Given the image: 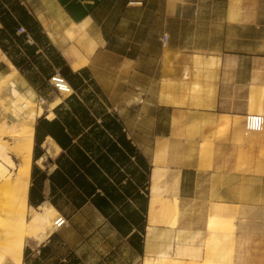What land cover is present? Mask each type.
Returning <instances> with one entry per match:
<instances>
[{"label": "crops", "instance_id": "crops-1", "mask_svg": "<svg viewBox=\"0 0 264 264\" xmlns=\"http://www.w3.org/2000/svg\"><path fill=\"white\" fill-rule=\"evenodd\" d=\"M13 70L44 101L27 202L67 220L20 264H157V166L179 176L177 225L201 231V258L219 208L233 262L264 264V126L244 124L264 115V0H0V76Z\"/></svg>", "mask_w": 264, "mask_h": 264}, {"label": "bare ground", "instance_id": "bare-ground-1", "mask_svg": "<svg viewBox=\"0 0 264 264\" xmlns=\"http://www.w3.org/2000/svg\"><path fill=\"white\" fill-rule=\"evenodd\" d=\"M81 28L70 26L67 31L73 34L76 29L79 31ZM3 59L7 61L4 56ZM84 61L85 59H80L72 62L73 67L77 68ZM53 81L63 92L71 90L60 75H55ZM57 101L58 99L55 100ZM43 103L44 101L37 100L35 90L16 70L0 76V264L6 260L20 264L27 240H43L54 227V211L49 208L38 211L27 202L34 123L43 110ZM178 182L179 176L175 170L161 166L153 170L147 251L154 249L157 240L160 241L156 251L157 264H236L231 257V245L225 251L227 255H222L226 259L218 260L214 257V250L225 247L226 241H231L234 232L232 220L220 215L219 208L209 216L208 231L211 240L205 242L207 253L202 258L200 249L193 245V239L200 236L201 231L191 233L189 229L177 225ZM159 224H166L167 227L158 231L156 225ZM218 224L228 231L215 229Z\"/></svg>", "mask_w": 264, "mask_h": 264}, {"label": "built area", "instance_id": "built-area-1", "mask_svg": "<svg viewBox=\"0 0 264 264\" xmlns=\"http://www.w3.org/2000/svg\"><path fill=\"white\" fill-rule=\"evenodd\" d=\"M53 78L54 76L52 77V82L54 83ZM54 85L58 89H60L55 83ZM244 124H245L246 131H261L264 126V115L258 112H248L245 115ZM66 221L67 220L63 215L56 214L53 216V226L55 228H60L66 223Z\"/></svg>", "mask_w": 264, "mask_h": 264}, {"label": "rangeland", "instance_id": "rangeland-1", "mask_svg": "<svg viewBox=\"0 0 264 264\" xmlns=\"http://www.w3.org/2000/svg\"><path fill=\"white\" fill-rule=\"evenodd\" d=\"M39 101H41V100H39ZM254 112H257V111H254ZM215 229H219V231H222V229H223V231L227 230L226 228L222 227L219 224L217 225V227H215ZM233 230H234V228H233ZM191 233H192V231H191ZM209 237H211L210 232L208 233L207 237H204V235H203V238L201 237L200 243H201L202 248H204V251H205L204 255H206V253H207V248H206L205 242L207 243V240H211V238H209ZM193 240H194L193 245L197 246V244H198V236H195V238ZM227 243H228V245H227ZM230 245H231V241L228 239L226 241L225 247L222 246V248L220 250L219 249L214 250V251H216V253H215L216 255L214 256L215 259H218V260L226 259L227 257H222V255H227V253L225 251H227V249L229 248ZM214 251H213V254H214ZM2 264H12V262L9 261V260H6V261L2 262Z\"/></svg>", "mask_w": 264, "mask_h": 264}]
</instances>
